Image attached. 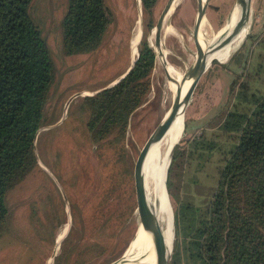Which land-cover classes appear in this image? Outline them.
Masks as SVG:
<instances>
[{"label": "rangeland", "instance_id": "obj_1", "mask_svg": "<svg viewBox=\"0 0 264 264\" xmlns=\"http://www.w3.org/2000/svg\"><path fill=\"white\" fill-rule=\"evenodd\" d=\"M169 1L156 0L151 15L154 26L149 32L145 28L147 18L142 8V31L149 39L158 22H161ZM105 2L113 14V21L100 46L94 52L73 56L65 55L61 49V20L67 0H33L30 5L29 14L46 38L55 68V80L46 104L45 127L60 119L63 106L71 95L93 92L106 86L122 75L131 63V41L138 33V1ZM235 4L236 0L208 1L204 15L207 37L211 38L227 24L235 12ZM197 9V0H180L164 24L172 27L175 33L161 35L166 63L183 76L193 65L201 48V38L194 29ZM255 19L264 24V18L257 16ZM252 21L250 14L248 28L235 45L246 40V33H252ZM259 29L253 28V32ZM141 37L144 36L141 35L140 40ZM262 37L255 41L248 38L237 56V59L246 60L249 64L242 81L248 82L249 92L259 96L264 95V35ZM137 45L139 47L138 42ZM239 46L232 48L230 56ZM230 56L225 62L216 61L209 66L185 111L184 128L177 143L186 148L178 191L180 199L176 201L169 196L173 209L172 256L182 243V230L187 225L178 211L175 227L176 210L181 205H192L202 215L205 213L222 154L227 155L235 141L233 136L219 127L209 126L221 112L234 110V104L238 103L231 98L230 85L235 74L242 69L228 61ZM150 81L151 88L146 100L132 113L125 137L115 146L105 143L98 145L90 140L85 130L86 112L82 107L84 97L81 96L70 102L60 126L39 133L36 141L39 160L60 184L68 200L69 212L56 182L37 165L6 195L9 218L0 230V264H48L55 242L59 234L64 233L69 219L73 238L84 228L82 239H107L108 246L116 244L114 259L103 257L94 264H111L122 257L140 223L139 213L135 210L134 162L174 100L170 81L157 54ZM244 105L239 104L240 107ZM194 139L201 143L196 145L197 148L191 145ZM207 144L214 145L212 151L206 148ZM208 150L212 152L211 158L199 167L198 162L202 158L199 159L197 155ZM106 219L108 236L104 238L105 233L100 235L96 227Z\"/></svg>", "mask_w": 264, "mask_h": 264}, {"label": "trees", "instance_id": "obj_2", "mask_svg": "<svg viewBox=\"0 0 264 264\" xmlns=\"http://www.w3.org/2000/svg\"><path fill=\"white\" fill-rule=\"evenodd\" d=\"M32 1L0 0V230L9 218L8 191L38 165L33 142L47 121L46 104L55 80L46 38L29 14ZM155 3L142 0L147 32L154 26L151 15ZM112 21L105 0H67L61 20L63 53L73 56L94 52ZM259 37L263 38L251 33L246 40ZM246 40L228 60L242 69L230 85L231 98L238 103L234 110L221 112L209 124L235 141L227 155L222 154L205 213L192 205L176 210L175 227L178 211L187 225L170 264H264V95L249 92L248 82L242 81L249 64L237 56ZM155 62L154 51L141 37L130 73L114 86L83 98L85 130L93 143L115 146L123 140L129 118L150 92ZM198 141L194 139L191 145L197 148ZM206 148L212 151L214 145L207 144ZM209 150L197 155L202 158L199 167L211 158ZM185 156L186 148L177 144L166 180L168 195L176 201L180 199ZM107 224L108 220L102 221L96 227L100 235L105 233L104 238L108 236ZM84 231L82 228L74 238L72 233L67 236L53 264H94L103 257L114 259L116 244L108 246L107 239H82Z\"/></svg>", "mask_w": 264, "mask_h": 264}, {"label": "bare ground", "instance_id": "obj_3", "mask_svg": "<svg viewBox=\"0 0 264 264\" xmlns=\"http://www.w3.org/2000/svg\"><path fill=\"white\" fill-rule=\"evenodd\" d=\"M208 1L209 0H200L197 9L194 29L197 36L199 34L201 38L199 45L201 48L189 70L194 68L201 58H203L206 54H209L213 47L220 46L222 40L225 46L213 53H210V56L208 57V68L216 61L220 63L225 62L230 56L231 50L235 46L237 40L247 30V28L244 29L242 34L237 39V7L235 5V12L232 17L230 16L231 19L227 22V24L211 38L207 37V33L204 32V28L207 23L204 15ZM179 2L180 0H170L168 2L165 11L162 14L160 24L154 30L152 29L153 31L150 35V39H152L154 43L155 41H159L158 44L154 45V48L157 57L163 66H165L166 60L164 58L165 51L163 43L161 42V35L164 34L168 36V34L175 33V30L172 27L164 24L166 23L167 18L173 13L176 4ZM139 41L140 36L136 33L131 41L133 49L132 53L134 56L136 55L135 47L138 46L137 42L139 44ZM166 76L170 81L169 86L171 88L173 98L178 103V108H180L182 100L186 96L187 90L191 84V80L183 79V75L176 73L171 65L169 66V64L167 66ZM170 109L167 114H169ZM183 128L184 116L179 115L161 136V138L145 152L140 162L138 174L141 189L146 195L149 204L158 218V222L163 233L164 243L170 254L173 250L174 243L173 209L169 195L165 188V174L166 168L170 162L172 149L180 140ZM139 216L140 223L133 241L115 264H161V255L154 243L148 222L140 214ZM62 235L63 233L61 232L58 239H60Z\"/></svg>", "mask_w": 264, "mask_h": 264}, {"label": "water", "instance_id": "obj_4", "mask_svg": "<svg viewBox=\"0 0 264 264\" xmlns=\"http://www.w3.org/2000/svg\"><path fill=\"white\" fill-rule=\"evenodd\" d=\"M138 1V19H137V25H138V34L141 36H144L149 44V47L154 51L155 55H156V51L154 48V45L158 44L159 41H155L152 42L149 37H147V35L142 31V0H137ZM197 5L199 6V0H197ZM236 7H237V11H236V25H237V39L239 38V36L242 34L243 30L248 28V24H249V19H250V5H251V0H236ZM160 24V21L158 22L156 28L158 27V25ZM248 34L246 33L244 35V38H246ZM236 39V40H237ZM238 45H240V43H238L237 45L234 46V48L238 47ZM225 46V44H223V40L221 42L220 46L217 47H213L211 49L210 53H213L214 51L221 49ZM132 48V45H131ZM138 49L139 47H135V51H137V55L134 56V54L132 53V60L131 63L129 65V67L126 69V71L120 75L119 77H117L116 79H114L113 81H111L109 84H107L106 86L93 91V92H87V91H83V92H77L73 95H71L67 101L65 102L64 106H63V110H62V114L60 119L54 123V124H50L48 126H42L38 129V131L35 134L34 137V142H33V146H34V153H35V157H36V161L37 164L45 170V172L56 182V184L58 185L62 198H63V202L65 204L66 207V211L69 212V206H68V200L67 197L65 195V193L63 192V190L60 187V184L58 183V181L56 180L55 176L53 175V173L42 164V162H40L39 160V156L37 154V149H36V141H37V137L39 135V133L43 130H49V129H54L58 126H60L62 124V122L64 121L65 115H66V111L67 108L70 104V102L77 97H87V96H93L103 90H106L112 86H114L115 84H117L119 81L123 80L129 73L130 71L133 69L135 61L138 57ZM133 50V49H132ZM209 54H206L203 58H201V60L198 62V64L194 67L191 68L190 70H187V72L184 74L183 79H188L191 80V84L187 90V94L184 97V99L182 100V105L180 108H178V103L176 102V100H173L171 109L169 114L165 115L164 118L162 119V121L158 124V126L153 130V132L149 135V137L147 138V140L145 141V143L143 144V146L141 147V149L139 150L137 157L135 159L134 162V166H133V181H134V193H135V210L136 212H138L147 222L149 225V229L152 233V237L154 240V243L158 249V251L160 252L161 255V264H170L171 261V256L172 254H170L168 252V250L166 249L165 243H164V238H163V233L161 230V227L159 225L158 222V218L154 212V210L152 209L151 205L149 204L146 195L143 193L140 183H139V178H138V174H139V168H140V162L141 159L143 157V155L145 154V152L154 144L156 143L161 136L166 132V130L171 126V124L175 121V119L179 116V115H185V111L186 108L190 102V99L192 97V94L200 80V78L202 77V75L205 73V71L208 69V57L210 56ZM165 58V57H164ZM167 64L165 63L164 69L165 72L167 73ZM175 147H173L172 149V153H171V158L173 155ZM171 158H170V162H171ZM170 162L166 168V174H165V188H166V180H167V173H168V169H169V165ZM167 190V189H166ZM168 193V192H167ZM70 222L71 220H68V224L65 228V232L63 233L62 237L58 240H56L55 242V246L54 249L48 259V264H52L54 261V258L56 256V251L59 248V246L61 245V243L67 238V236L70 233ZM118 261V259L114 260L111 264H115ZM137 264V263H134Z\"/></svg>", "mask_w": 264, "mask_h": 264}, {"label": "crops", "instance_id": "obj_5", "mask_svg": "<svg viewBox=\"0 0 264 264\" xmlns=\"http://www.w3.org/2000/svg\"><path fill=\"white\" fill-rule=\"evenodd\" d=\"M250 14L251 18L253 17L252 21V34H261L264 35V24H260L259 21H256L255 17L264 18V0H251L250 5ZM255 28H261L257 30V32H253Z\"/></svg>", "mask_w": 264, "mask_h": 264}]
</instances>
